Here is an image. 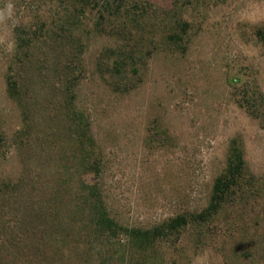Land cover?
I'll use <instances>...</instances> for the list:
<instances>
[{
	"label": "rangeland",
	"instance_id": "rangeland-1",
	"mask_svg": "<svg viewBox=\"0 0 264 264\" xmlns=\"http://www.w3.org/2000/svg\"><path fill=\"white\" fill-rule=\"evenodd\" d=\"M258 28L264 0H0V264H264V112L243 103L259 90L264 111ZM77 112L98 170L82 160ZM233 139L260 191L229 201L206 237L190 229L162 263L97 249L110 241L74 211L83 179L121 224L150 227L207 206Z\"/></svg>",
	"mask_w": 264,
	"mask_h": 264
},
{
	"label": "trees",
	"instance_id": "trees-1",
	"mask_svg": "<svg viewBox=\"0 0 264 264\" xmlns=\"http://www.w3.org/2000/svg\"><path fill=\"white\" fill-rule=\"evenodd\" d=\"M86 4L97 3L98 0H79ZM120 4V3H119ZM96 8L95 5H93ZM257 37L264 43V28H258L256 31ZM177 35H171V39L177 38ZM31 40L19 36L17 49L26 51ZM7 91L9 95L15 99H21L22 88L16 77L9 75L7 78ZM250 90L244 91L243 103L248 109V112L256 117L261 116L263 106L257 102L258 96L263 98V94L258 90L250 93ZM76 121V137L80 139V148L82 151V160L86 165L99 169L98 158H93L95 155V137L89 130L85 118L81 112L74 114ZM227 166L225 171L220 174L214 181L210 198L207 206L201 210L184 211L170 216L150 227H134L121 224L108 209L99 187V183L92 179H83L79 190V200L74 208L76 214H85L89 218L90 234H93L98 240L102 237H107L110 242L101 243L97 246L99 251H104L106 248L115 247L126 250L131 255L133 253H149L152 251V256L155 261L162 263L164 258L163 253L159 251L163 247L178 246L181 242H187V232L194 229L198 236L202 239L206 237L203 226L211 220L220 217L223 214L224 208L229 201L246 198L249 194H254L260 191L256 175L248 169L245 159L244 148L237 139L231 141L229 156L227 158ZM84 163V165H85ZM65 183H70V177L64 178ZM124 235L126 240L124 244L113 243L111 237ZM12 259L17 263L15 256L9 257L8 264H12Z\"/></svg>",
	"mask_w": 264,
	"mask_h": 264
},
{
	"label": "clouds",
	"instance_id": "clouds-1",
	"mask_svg": "<svg viewBox=\"0 0 264 264\" xmlns=\"http://www.w3.org/2000/svg\"><path fill=\"white\" fill-rule=\"evenodd\" d=\"M7 15L10 17L12 15V5H8Z\"/></svg>",
	"mask_w": 264,
	"mask_h": 264
}]
</instances>
